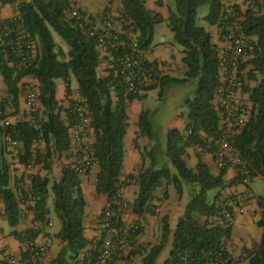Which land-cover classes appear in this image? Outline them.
Returning <instances> with one entry per match:
<instances>
[{
	"label": "trees",
	"instance_id": "16d2710c",
	"mask_svg": "<svg viewBox=\"0 0 264 264\" xmlns=\"http://www.w3.org/2000/svg\"><path fill=\"white\" fill-rule=\"evenodd\" d=\"M122 14L119 17L123 28L134 36L125 34L121 39L128 45L136 41L144 53L154 41L156 25L167 22L175 42L183 48L185 71L183 76L163 75L156 85L146 87L150 91L162 89L170 84L193 87L192 95L184 100L186 106V127L183 130L170 129L166 136L164 153L167 164H161L157 146L140 148L144 161L137 174L129 175L138 187L133 202V211L138 215L154 214L155 191L162 186L173 185L181 196L185 189L190 200L184 214L174 228L168 216L162 218L161 241L149 248L140 247L133 255H140V262L129 264H157L159 255L171 241L170 256L163 264H264V196L256 198L261 217L257 225L262 228V237L253 247L245 249L238 261L231 257L225 247V240L231 237V225L219 224L215 220L219 208L216 206L219 195L227 188L244 183L245 179L264 177V0H255L256 8L241 11L244 16L243 30L252 35L255 48L251 57L241 64L243 75L242 89L251 102L250 117L244 127L234 136L235 151L219 173H213L199 156V162L192 168L188 162V150L199 146L216 157L218 142L223 135L221 110L215 103L220 83L221 48L212 39L211 32L197 25L199 8L209 6L204 19L211 26L220 25L228 0H175L170 7L169 17L149 9L145 0H119ZM249 1V0H246ZM14 4L16 16L3 19L0 12V71L7 86V93L16 110L19 109V95L26 84L23 79L33 76L38 81L39 109L28 120L4 125L9 118L7 100L0 101V141L1 149L6 145L16 148L22 144L19 161L29 166L31 161L41 165L44 175L32 177L30 189L11 185V164L2 154L0 156V199L5 204L4 215L12 227H16L20 214V200H29L35 222H45L50 210L47 199L52 193L54 212L61 224L56 237L62 244L57 256L49 264H69L77 261L89 245L85 236L86 200L80 173L73 163L62 167L59 179L51 180L55 157L70 152L71 137L66 115V107L57 99L58 82L66 85V95H72V78L77 81V97L84 99L90 111L93 130L94 159L99 170L96 174V191L106 194L116 203L121 199L119 191L127 181H121L125 163V135L128 126V107L139 93H128L126 85L119 82L114 69L109 75L101 77L98 67L101 62L96 37L91 36L80 21L70 16L68 0H0L2 6ZM21 28L34 41L35 53L27 62L17 55L14 45L15 30ZM10 29V34L7 35ZM53 32L60 34L69 46L66 52L57 45ZM147 65L152 63L146 62ZM246 80L254 81V86ZM162 94V93H161ZM75 98V97H74ZM69 99V103L74 100ZM142 134L151 136L152 124L149 111L143 110L139 122ZM12 129V139L19 142L11 146L7 134ZM42 144V147H39ZM235 160L237 176L227 180V168ZM128 184V183H127ZM216 190L214 199L209 201V192ZM168 195L167 191L163 193ZM21 197V199H20ZM14 236L21 242L30 244L40 234L37 228L24 232L14 230ZM135 243V236L129 241ZM220 256V257H219ZM216 258H218L216 260Z\"/></svg>",
	"mask_w": 264,
	"mask_h": 264
},
{
	"label": "crops",
	"instance_id": "0c3cea01",
	"mask_svg": "<svg viewBox=\"0 0 264 264\" xmlns=\"http://www.w3.org/2000/svg\"><path fill=\"white\" fill-rule=\"evenodd\" d=\"M145 1L149 9L162 14L165 19L169 17V10L171 7L170 0ZM75 3L79 7V9L88 17L90 23L95 28L102 30L106 21L109 20L114 23V28L116 29V31L130 37L134 36L132 32H129L128 30H125L123 28V23H120L119 17L121 16L123 10L121 2L119 0H75ZM226 3L237 5L238 7H240L241 11H245L243 10L245 8L243 0H228ZM0 12L3 19L14 18L17 14L14 4H7L5 6H2ZM209 31L212 34L213 41L217 43L221 48L223 42L220 38L218 25H210ZM99 51L101 62L98 67V74L101 77H105L112 71L110 62L111 58L105 48L99 47ZM184 56V51L178 50L176 46L171 42L166 43L163 40H159V42L156 43L155 34L152 47L144 53V59L147 62L158 63L164 67L163 75L168 74L178 77L183 76L185 71L183 62ZM250 69L251 66L244 70V76L246 75L245 73H247ZM23 82L26 84L21 89L19 95V109L16 110L11 103V99L8 96L7 86L0 71V101H3L4 99L7 100V111L10 114L9 120L13 124L19 121L28 120L32 114L30 105L27 103V88L29 86V83L31 82H33L35 85H38V81L33 76H29L24 78ZM246 83L252 86L256 84L254 81L248 82V80H246ZM156 84L157 82L153 85ZM71 87L73 90V94L68 97L66 95L65 83L63 81L58 82L57 99L64 107L68 106L69 99L79 96L77 92V85L74 87L71 83ZM150 91H144L140 95L145 97L149 94ZM178 91L179 97L185 100L187 98V92H185V88L181 87L180 89H178ZM236 98L240 102L245 103L247 106H249V108H251L249 95L244 92L243 89L237 92ZM138 100L140 99H135L129 104L128 107L129 120L125 135V163L121 175V181H127L126 185L122 187L121 194L128 205L122 209L121 221L125 225L138 223L141 229L135 235L134 245H131V243L128 242L123 250V253L114 256L112 264H129L130 261H132L133 263H139L140 255H133L136 249L140 247L149 248L150 246L159 243L161 241L163 231L161 221L162 218L167 215L171 227L174 228L178 223L179 218L184 214L191 196L187 189H185V192L181 196L179 194L175 195L173 191H171L169 187L165 185L157 188V190L155 191L156 200L153 201V210L155 211L154 214L145 213L143 215H138L133 211V202L136 198L138 187L135 182L133 180H129L128 177L131 174H137L144 163L140 148L151 149L157 146L159 149L160 163L167 164L168 159L166 158L164 150L166 148L165 141L168 131L174 128L183 130L185 129L187 123L185 114L186 110L184 112H173L172 116H166L165 129L160 132V134L157 133V126L153 123L152 131L150 133L151 136H149V134H142L138 126L140 115L143 110H148L149 115L151 114V111L150 109L144 108L141 104L140 106H137L136 103ZM132 107L137 108L135 113L137 117H135L134 119L131 116ZM63 118L66 122L65 114H63ZM91 138L92 140L94 139L93 130L91 133ZM2 143L3 142L0 141V156L3 154L11 164L12 186L18 185L23 187L24 189H28L32 184V177L34 175L45 174V171L42 169L41 165L29 167L25 166L19 161V156L22 151V144H20L16 148L6 145L5 148L1 149ZM42 146V144H39V147ZM199 156L206 164H208L213 173H219L221 168L217 165L216 157L214 156V154L207 152L205 149L199 146L191 147L188 150L187 162L192 168H195L198 164ZM70 163H72V155L70 154V152L63 153L61 157H55L53 172L50 175L51 180L53 181L55 179H59L62 175V167ZM235 163L236 162L234 159L231 160L227 168V173L225 176L227 180L237 176V167ZM98 170V166H95L88 173L80 174L81 184L86 200V216L84 221L85 236L89 241V245L77 261L70 262L69 264H78L82 257L86 255L90 250L101 247L106 235L101 227V217L104 213L105 206L109 198L106 194H99L96 191V174L98 173ZM258 178L264 179V177L262 176H259ZM248 183H242L237 186H232L225 189L223 192H226L229 196L236 193H251V189ZM165 191H167L168 193L167 196L163 194ZM51 197L53 198L52 193L48 196L47 199L48 207ZM20 201V220L16 227H8L10 229L7 228V232H5V229L8 226L6 222L7 219L4 215L5 204L0 199V219H3L6 222L4 224L0 222V264H13L11 262V259L13 258L17 261H21L15 264H24L22 261L26 260L30 252L29 244L23 243L19 239H17L12 231L14 229L18 232H24L30 228H37L40 230L39 236L34 241L35 244H48V251L39 264H49L51 260L57 256L62 247L61 242L56 237L61 227H59V229L55 232L52 231V229L56 225V220L53 217V213L51 212V210L49 218L45 222H35L34 214L31 208L32 203L27 199ZM233 213L234 218L231 225V237L225 240V247L232 258L238 259L243 255L245 249L253 247V245L255 243H258L262 237V228L257 225V221L261 217V211L258 207L256 197L253 196L252 200L249 202L243 212H241L239 207L235 206L233 208ZM50 221L52 223L51 225L49 224ZM255 226L258 227L256 232L254 229ZM54 240H56L58 244V247L55 251H53L52 248L54 245ZM172 240L173 235H171L170 243L167 244L165 249L159 255L157 264H163L165 260L169 258L172 248Z\"/></svg>",
	"mask_w": 264,
	"mask_h": 264
},
{
	"label": "built area",
	"instance_id": "2783aa9c",
	"mask_svg": "<svg viewBox=\"0 0 264 264\" xmlns=\"http://www.w3.org/2000/svg\"><path fill=\"white\" fill-rule=\"evenodd\" d=\"M70 2V16L83 24L91 36L96 37L99 47L106 49L110 55L111 67L115 76L121 84L126 85L128 93H139L146 91L149 87L163 76L164 67L158 63L147 65L142 51L138 48L136 41L126 45L121 39L122 33L116 31L114 23L107 20L101 30L95 28L88 17L79 9L75 0ZM234 4H226L224 16L219 27L220 38L223 42L220 51V83L217 88L215 103L221 110V123L223 135L218 142L216 161L220 168L228 163L235 151L233 146L234 136L244 127L250 117V108L237 98V92L243 86V71L241 64L248 60L255 48L256 40L252 35L243 30L242 22L244 16L235 10ZM247 6L256 8L255 0H249ZM10 29H7L10 34ZM14 45L17 55L23 62L34 56L35 43L20 28L15 30ZM38 102V89L31 85L27 90V103L30 106ZM66 116L70 129L72 163L80 174H86L97 166L93 153V140L91 138V116L85 101L76 97L66 107ZM4 125L10 128L13 124L9 118L4 120ZM12 129L7 134V140L11 146H18L19 142L12 139ZM35 161H31L29 167H34ZM245 179L244 183H248ZM31 186L28 188L30 189ZM121 198L118 203L108 200L104 213L101 217V227L106 233L103 244L99 248L90 250L78 264H112L114 256L123 253V250L132 237L141 229L138 223L125 225L121 221V212L128 205L119 191ZM252 194L245 192L228 195L222 192L217 199L216 206L219 208L215 220L225 226L232 225L234 213L233 208L239 207L243 212ZM51 225V221L49 222ZM29 255L24 264H39L48 251V244L37 245L35 242L29 244ZM220 257V256H219ZM218 258H216L217 260ZM228 259H221L220 263H228ZM13 264L21 261L11 259ZM216 264H219L218 262Z\"/></svg>",
	"mask_w": 264,
	"mask_h": 264
},
{
	"label": "rangeland",
	"instance_id": "374dc122",
	"mask_svg": "<svg viewBox=\"0 0 264 264\" xmlns=\"http://www.w3.org/2000/svg\"><path fill=\"white\" fill-rule=\"evenodd\" d=\"M170 1H171V7H174L175 0H170ZM243 1L245 4V6H244L245 8L243 10H247L248 1H246V0H243ZM208 12H209V6L208 5H203L199 8L198 17H197V25L204 26L209 30L210 25L204 19L205 15H207ZM53 37H54V40L57 43V45L62 46V48L65 51H67V52L69 51L68 44L66 43V41L63 39V37L60 34H58L57 32H53ZM159 40H163L166 43L171 42L176 46V48L178 50H183V48L175 42L174 34H173V32H172V30L169 27L167 22L160 23L156 27L155 42L158 43ZM31 85L36 86L33 82L29 83V86H31ZM72 85L74 87L77 85V81L74 77L72 78ZM29 86H28V88H29ZM181 87L185 88V92H187L186 96L192 95L193 87L191 84H186V85L170 84L163 89L160 86L155 88V89H152L147 96L141 98L136 103L137 106H140V104H141V105H143L144 108L150 109V111H151V114L149 115L150 123L151 124L153 123L157 126V131H158L157 133H159V134H160V132H162L165 129V123H166L165 118L167 115L172 116L173 112H181V111L184 112L186 110L184 100L181 99V97H179L178 89H180ZM168 100H169V102H168ZM176 105H177V107H176ZM39 106H40L39 102H37L33 106H30V110L32 111V113H34L37 109H39ZM136 109L137 108H135V107H132V109H131V112H132L131 116L133 119L135 117H137V115L135 114ZM248 184H249V187L251 189L250 192L253 194L252 197L254 196L257 198L260 195L264 196V179H260L258 177H255L252 180H249ZM168 187L171 191H173V193L175 195H178V191L176 190V188L173 185H169ZM216 192H217L216 190L209 192V201L210 202L214 199ZM48 208H49V210H51V212L53 213V217L56 220V225L52 229V231L55 232L59 229V227H61V224L59 225L60 222L58 223L59 220L57 221V218H56V215L54 212V200L52 197L50 198ZM0 222H2L3 224L7 222L8 226L6 227L5 232H7L8 227L14 228L8 223L7 220L5 222L3 219H0ZM257 228L258 227L255 226V228H254L255 232L257 231ZM8 229H10V228H8ZM13 231H14V229H13ZM57 247H58L57 241L54 240V245L52 247L53 251H55L57 249ZM240 258L241 257H239L238 259H240ZM238 259H235V261H238Z\"/></svg>",
	"mask_w": 264,
	"mask_h": 264
}]
</instances>
